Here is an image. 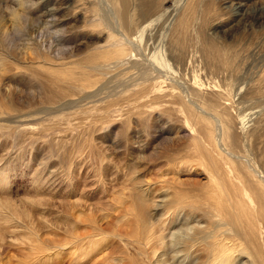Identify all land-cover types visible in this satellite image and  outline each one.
<instances>
[{
  "label": "bare ground",
  "instance_id": "6f19581e",
  "mask_svg": "<svg viewBox=\"0 0 264 264\" xmlns=\"http://www.w3.org/2000/svg\"><path fill=\"white\" fill-rule=\"evenodd\" d=\"M68 1L2 0L0 12L4 14H1L4 17L0 22V37L7 38L21 29L26 33L25 40L27 42H25H29L31 46L34 43L35 46L41 45L37 41H41L42 46L44 44L50 46L48 42L51 37L57 36L59 39L65 35L62 26L66 23L60 17V13L63 4ZM109 1L112 21L114 20L115 26L106 22V16L101 13L99 0L74 1L76 5L72 6V9H80L84 5L89 7L84 11L86 16L83 19L90 31L85 32L84 38L91 39L83 43L86 45L94 41L102 43L93 47L96 55L89 60V63H85L86 65H82L83 67L79 65L82 69L79 68L81 70L79 73V70L76 73L77 64L75 66L70 64V66L67 63L65 68H58L61 70L60 76H64V80L65 78L73 79L72 82L75 85H69L65 87V90L57 89V92L54 93V100H52L54 103L63 102L65 105L66 101L72 102L71 98L74 95L94 88L97 83L103 80L101 77L106 76L105 72L107 73L109 68L131 69L130 67H132L140 72L145 81L136 83L137 80H134L132 84L134 86L141 85L139 90L136 89L139 95L138 100L141 97H146L148 107L159 106L163 102L170 105L172 102H177L178 106L175 105L178 112L176 110L175 112L180 116L181 128L189 141L190 147L187 152L191 151L183 154L187 157L182 159L184 161L178 160L176 171L168 178L163 177L165 179H161L162 175H156L150 176L146 180H140L137 179L138 176L133 175L136 173L135 170L130 171L131 178L136 180L132 186L130 185V193L121 192L120 196L124 200L130 199L131 201L134 221L138 223L135 228L137 231L130 234L131 237L119 236L125 255H122L119 260L112 258L111 261L115 264H264V116L257 117L254 121L256 124L253 127L249 125V127L246 124L245 115L240 116V112L235 110L236 104L245 93L248 84L246 86L245 83L241 84L240 82L235 84L234 79L233 81L224 79L226 84L222 85L220 80L214 78L210 80L204 71V62L208 58L209 61L210 58L215 61L218 59V62L221 60L220 63L223 66H231V62L228 60L232 53L230 45H223L214 42L211 37L203 36L204 27L200 25L193 28L196 42L192 45V51L189 53L186 50L183 51L184 47L182 41L180 43V37L188 25V11L191 10L189 1V5L186 6L187 11L183 12L182 10L183 13L176 20L174 19L176 15L171 19L166 16L164 18L166 9L169 7L168 1L171 0H161L158 5H155L157 7L146 6L144 12H142L143 8L141 9L143 3L139 0ZM202 1L204 0H198L200 6ZM218 1L222 2L218 7L226 4V0ZM182 3L184 2L182 1ZM246 5L238 3L236 6L239 11H232L233 15L240 18L247 11ZM235 9L233 7V10ZM260 9L264 11V7H260ZM241 11H243L242 14ZM70 17L72 22L81 18L80 15L78 17L75 14V11ZM159 19L162 20L159 21ZM205 26L214 32L217 30L216 24ZM87 33L88 35H86ZM200 36L203 38L201 39ZM8 39L9 37L6 41ZM32 47L30 48H35ZM37 48L32 50V55ZM49 49L50 47L45 51H49ZM39 58L44 57L38 55ZM41 62L42 66L47 64L46 59ZM207 66L209 67V65ZM230 66L228 68L233 67ZM1 69L3 68L1 67ZM10 69L13 70L12 67ZM44 69L49 73L55 70L49 67ZM235 69L238 70L236 67ZM6 70L9 71V69ZM3 73H7V71ZM3 73H0V88ZM98 75L101 77L96 78ZM204 76H208V80H205ZM56 82L62 84L63 81L59 83L58 79ZM253 85H248V87ZM257 89L254 88L255 91ZM130 90L135 91V89ZM261 90L262 93L259 92L263 94L264 89ZM127 92L130 93V91ZM142 92L146 95L141 96ZM192 99L199 101V105L197 102L195 104ZM200 107H206L209 110L203 111L206 109ZM167 108L169 107H163L161 111L165 113L168 111ZM0 109V120L10 121V119L1 118V114L4 113H2V108ZM89 110L96 111L98 109L93 107ZM58 112L61 113L62 110ZM110 113H108L109 116ZM65 116L67 117L68 113L55 115L59 121ZM18 125H14L13 128L17 129ZM28 125L30 124L27 123V129L31 126ZM4 128L0 123V137L16 133L14 129L9 131V127L7 130ZM254 133L261 136L258 163H256L257 160L252 161L249 155L241 154L242 150L238 154L244 140L248 141L249 137H254ZM5 169L4 167L0 169L1 184L6 183L9 178L8 175L2 174ZM189 172L201 175L204 178L203 181L201 183H199L200 181L198 183L191 182L187 180V177L185 179L182 176ZM39 174L35 173L32 178L34 185H37V192L41 188L39 184L45 180ZM157 182L162 183L160 187H158L160 184L156 186ZM188 185H191V189ZM151 189L156 190L157 199L148 198V191ZM28 200L26 199L28 205L25 204L26 207L24 205L23 209L17 208V205L11 204V202L6 203L5 207L0 205V209H11L4 212V224L14 222L16 227L29 229L32 233L39 232L40 228L45 229L48 233V229L53 224L50 225L48 221L46 222L45 216H38V214L40 210L52 207L46 205L48 202L42 198ZM30 204H40L44 208L29 209ZM64 213L68 217V223L62 239L56 237L54 233L49 238H42L44 242L38 240L43 237L39 236V233L22 235L27 240V246L31 249L36 244V252L35 256L33 254L31 257V264L49 262L50 257L55 253V251H49L64 246L67 248L77 247L82 254L77 263L82 264L87 262L89 254L93 253L91 247L97 242V237L99 239L105 237L103 235L105 232H101V229L94 232L83 228L86 223H89L87 225L89 228H94L92 211L86 209L74 211L73 206L68 204ZM88 219H91L90 222H85ZM161 220L162 222H160ZM53 229L56 228L53 227ZM116 249L117 244H110L106 254L96 259L92 264L109 261V255L113 254Z\"/></svg>",
  "mask_w": 264,
  "mask_h": 264
},
{
  "label": "rangeland",
  "instance_id": "374dc122",
  "mask_svg": "<svg viewBox=\"0 0 264 264\" xmlns=\"http://www.w3.org/2000/svg\"><path fill=\"white\" fill-rule=\"evenodd\" d=\"M74 1L69 0L63 4L60 13V17L66 23L62 26L63 28L61 27L66 36L59 37L60 40L57 36H53L54 39L51 37L48 42L50 46L44 43L42 46L41 41H37L41 45L32 44L35 48L38 47V51L36 49L33 55L32 50L35 48L31 49L33 48L31 44L26 43L24 30L19 29L11 34L12 36H8L7 41L8 37H0V64L3 65H0V73L7 71L1 77L0 108L4 113L1 114V118L10 119V121L0 120V123L5 127L4 130L9 127V131L13 129L16 131L13 135L0 137V169L1 167L6 168L2 174L9 176L6 183H0V205L5 207L6 203L11 202L17 205V208L23 209L25 204L28 205L26 199L42 198L48 202L46 205L52 208L40 210L38 216H45L46 222L53 224L48 229V233L43 228H40L39 232L32 233L29 229L16 227L14 222L5 225L4 212L11 209H0V264H31V257L36 252V244L33 249L27 246V240L22 237L23 234L39 233V236H43L38 239L40 242L43 241L42 238H49L53 233L62 239L68 223V217L64 213L68 204L73 206L74 211L82 209L92 211L94 228H89L87 226L89 223H86L83 228L94 232L101 229V232H105L103 234L105 237L102 239L97 237V242L91 247L93 253L89 254L87 262L82 264H92L106 254L110 244H117L115 252L109 255L110 260L102 262V264H115L111 261L112 258L119 260L122 255H125L119 236L131 237L130 234L137 231L135 228L138 223L134 221L131 201L130 199L124 200L120 196L121 192L130 193V185L132 186L136 180L131 178L130 171L135 170L136 173L133 175L138 176L137 179L140 180L156 175H162L161 179H165L172 176L176 171L177 163L187 157L183 154L191 152L190 150L187 152L190 147L189 141L181 128L180 116L175 112L177 102H172L177 106L163 102V107H169L168 111L163 113L162 105H153L149 108L146 105V97L138 100L139 95L136 89L139 90L141 85L132 84L134 80H137L136 83L145 81L140 72L132 67L131 69L111 67L107 73L105 72L104 78L100 75L96 76L103 80L96 84L95 90L92 88L79 95L76 94L71 98L72 102L66 101L65 105L63 102L54 103V93L57 89L65 90V87L75 85L72 82L73 79L65 78L64 80V76H60V69L65 68L67 63L74 64V66L77 64L76 73L78 70L79 73L82 70L79 65L84 66L85 63H89V60L96 55L93 47L102 43L101 41H90L93 43H87V45L83 43L91 39L84 38L85 32L90 31L83 19L86 16L84 11L89 7L84 5L80 9H72L71 7L76 5ZM139 1L143 3H140L142 4L141 9L143 8L142 12L146 10V6L151 5L152 7L158 5L159 1L161 2V0ZM240 2L247 4V11L244 13L241 11L243 14L239 18L234 16L232 11L239 9L236 5ZM99 3L101 13L106 16V22L115 26L114 20L112 21L110 1L99 0ZM168 3L169 7L166 9L164 18L171 19L176 15L175 20L187 11L186 6L189 4L191 6V10L188 11L187 28L181 33L183 39L180 37V43L182 41L184 47L183 51L186 50L188 53L192 51V45L196 42L193 28L200 25L204 27L203 36L213 38L214 42L230 45L232 53L229 52L228 60L232 68L223 66L220 63L221 60L217 61L218 59L215 61L210 58L211 62L209 58L205 60L204 71L210 80L213 78L220 80L222 85L226 84L225 80L233 81V79L235 84L240 82L245 83V86L257 83L255 87L251 86L253 88L246 86L247 94L245 91L235 109L240 112V116L245 115L246 124L253 127L256 124L254 122L256 118L264 116V92L260 94L261 89H264V11L260 9L264 7V0H226V4L224 3L221 7L218 5L222 2L218 0H204L201 6L198 0H171ZM227 6L230 8H226ZM233 7L236 9L233 10ZM74 11L81 18L72 22L70 16ZM1 14L3 13L0 12V22L4 17V14ZM209 24L217 25L216 32L205 26ZM28 46L31 47V51L27 48ZM49 47L50 52L45 51ZM46 52L49 55L47 58H45ZM36 54L44 58L38 59ZM43 59L47 60L44 66L41 65ZM232 63H235V66ZM11 67L13 70L10 69ZM46 67L55 70L52 69L51 73L45 72ZM208 76H204L205 80H208ZM58 79L59 83L63 81L62 84L56 82ZM133 88L135 91L130 90H134ZM254 88L258 89L255 91ZM145 95L142 92L141 96ZM192 101L199 105V101L193 99ZM93 107L98 110L90 111L89 109ZM202 108L206 109L203 111L208 109ZM149 109H153L151 113ZM60 110H62L61 113L58 112ZM67 113L68 116L61 118L60 121L58 117H55L57 114ZM26 114L29 116L27 117ZM34 118L37 120L35 121ZM26 122L31 126L34 125L32 127L28 125L30 127L27 129ZM14 125H18L17 129L13 128ZM23 128L24 131H22ZM249 138L248 141L244 140L238 154L243 152L241 154L249 155L252 161L257 160L256 163H258L261 136L254 133V137ZM35 173H40L39 175L45 179L39 184L41 187L39 192L36 191L37 185H34L32 179ZM182 176L197 183L199 181L201 183L204 179L201 175L192 172ZM161 184L157 182L156 186L160 187ZM188 186L191 187V185ZM156 193L154 189L149 190L148 198L157 199ZM42 206L30 204L28 208H41ZM90 220L85 222H90ZM36 222L39 223L38 220ZM53 251L55 253L50 257V261L44 264H78L77 260L82 255L77 247L64 246L49 252Z\"/></svg>",
  "mask_w": 264,
  "mask_h": 264
}]
</instances>
